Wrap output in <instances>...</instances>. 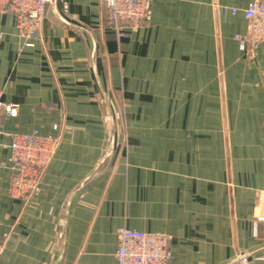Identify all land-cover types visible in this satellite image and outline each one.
Listing matches in <instances>:
<instances>
[{"label": "crops", "instance_id": "crops-1", "mask_svg": "<svg viewBox=\"0 0 264 264\" xmlns=\"http://www.w3.org/2000/svg\"><path fill=\"white\" fill-rule=\"evenodd\" d=\"M250 2L150 0L120 35L101 0H52L32 38L0 13L18 104L0 123V264H117L122 226L168 236V264H264V52L234 38ZM33 131L57 149L13 198L9 144Z\"/></svg>", "mask_w": 264, "mask_h": 264}, {"label": "built area", "instance_id": "built-area-1", "mask_svg": "<svg viewBox=\"0 0 264 264\" xmlns=\"http://www.w3.org/2000/svg\"><path fill=\"white\" fill-rule=\"evenodd\" d=\"M52 0H0V13L15 17L20 35L36 36ZM106 24L116 35L125 27L144 26L149 17L150 0H101ZM236 10H232L235 13ZM247 21L244 32L236 33L241 50L259 47L264 52V0H251L243 10ZM18 104L3 101L0 94V123L17 114ZM57 139L37 131L17 133L9 144L13 171L9 194L26 200L37 188L39 180L57 149ZM257 221L264 224V217ZM114 256L117 264H168L171 260L169 237L165 234L129 229H117ZM3 242L0 240V253Z\"/></svg>", "mask_w": 264, "mask_h": 264}, {"label": "rangeland", "instance_id": "rangeland-1", "mask_svg": "<svg viewBox=\"0 0 264 264\" xmlns=\"http://www.w3.org/2000/svg\"><path fill=\"white\" fill-rule=\"evenodd\" d=\"M27 38V37H26ZM29 38V37H28ZM110 105V104H109ZM109 108H110V106H109ZM111 112H112V110H111ZM112 115V114H111Z\"/></svg>", "mask_w": 264, "mask_h": 264}]
</instances>
